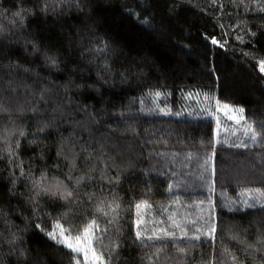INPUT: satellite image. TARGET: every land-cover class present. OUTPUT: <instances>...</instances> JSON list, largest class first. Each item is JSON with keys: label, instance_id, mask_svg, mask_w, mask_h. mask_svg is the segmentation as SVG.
<instances>
[{"label": "trees", "instance_id": "obj_1", "mask_svg": "<svg viewBox=\"0 0 264 264\" xmlns=\"http://www.w3.org/2000/svg\"><path fill=\"white\" fill-rule=\"evenodd\" d=\"M31 2L26 0L24 6ZM177 2L181 10L173 12L172 0H92L85 8V13L91 9L90 19L75 10L63 17L49 15L46 23L29 18L26 31L13 28L10 13L9 18L0 15V26L10 30L0 47L15 53L0 65L19 63L33 69L31 74L0 70V105L8 109L0 111V207L12 224L25 229L23 246L31 249L33 264H76L69 250L48 240L36 224L51 231L59 220L75 236L92 219L98 220L99 229L109 227L104 247L100 241L93 245L105 261L119 238V260L112 254V264H264V79L258 74L264 59V20L256 18L264 15L259 10L264 0ZM4 8L14 10L13 3L4 0L0 12ZM21 32L69 55L68 67L49 70L41 59L24 56ZM206 36H215L224 47L211 45ZM96 39L114 48L107 54L112 65L107 79L97 67L105 61L91 48ZM81 76L89 84L98 83L87 90L68 87L69 102L65 86L84 84ZM44 86L52 93L47 105L39 103ZM217 101L243 107L245 120L234 123L218 117ZM57 104L62 108L53 120ZM33 105L39 109L36 114ZM46 122L53 126L39 131ZM253 131L255 144L250 139ZM34 135L41 139L31 143ZM16 141L22 150L9 158V145L16 151ZM241 142L249 147H232ZM40 148L46 151L43 160ZM21 161L26 171L34 170L31 178L47 170L49 180L63 181L69 189L85 173L97 178L103 174L104 179L74 192L72 203L63 209L54 211L47 197L39 198L41 208L24 213L25 221L15 207L27 199L31 187L29 180L19 182ZM13 171L22 196L8 195L6 181ZM69 175L71 183L65 179ZM105 197L110 207L101 203ZM210 201L222 218L215 248L204 236L191 243L183 238L143 246L133 242L136 203H141L142 232L151 235L153 229L167 228L180 237L173 223L192 236L203 228ZM228 208L236 211L229 213ZM114 215L108 226L106 218ZM0 231L10 238L2 222ZM157 249L161 252L154 256ZM0 264H17L6 242H0Z\"/></svg>", "mask_w": 264, "mask_h": 264}, {"label": "snow or ice", "instance_id": "obj_2", "mask_svg": "<svg viewBox=\"0 0 264 264\" xmlns=\"http://www.w3.org/2000/svg\"><path fill=\"white\" fill-rule=\"evenodd\" d=\"M4 0H0V7L3 6ZM11 3H13L14 10H10L8 8H4L3 12H0V15L5 16L6 18H9V23L13 26V28L23 29L26 31L28 29V20L29 18H32L34 20H37L41 23L47 22V17L49 15L63 17L66 15H69L73 10H75L78 13H85V8H88L89 5L92 3V0H32L30 7H25L26 0H10ZM178 10H181L180 4L177 2V0H172V8L171 11L176 12ZM260 12L264 13V5L260 6ZM91 18V9L89 8V12L85 13V20ZM256 18L264 20V15L258 16ZM83 22V21H82ZM10 30H6L4 27L0 26V44L3 43L4 39L9 35ZM90 31H94V29H90ZM264 34V32H262ZM253 36L256 35V33H252ZM21 37L23 39V55L27 57H37L41 59L44 63V66L49 70H57V71H63L68 67V61L70 56L66 55L59 49L53 50V47H43L41 42H38L35 36H24L21 32ZM206 40L210 41L211 45L219 46L220 48L224 47V44L220 43L215 36L212 37H205ZM237 39H240V37H237ZM11 43V41H9ZM16 43H19V39L16 41ZM59 43V42H58ZM70 43V42H69ZM64 47L63 44H60V49ZM29 48H31V51H29ZM92 51L94 52L97 59H103L105 62L98 65V70L105 73V79H107V75L111 73L112 71V65L107 62V54L109 52H114L113 46L103 41L102 39H96L93 42V45L91 46ZM12 55H15V53L12 51L11 48H8L5 50L4 48L0 47V60L9 59ZM91 62V61H90ZM63 65V68L61 67ZM7 69L10 72H23L25 74H31L33 72V69L24 67L20 65L19 63H9L7 65H0V70ZM212 71H216V69H212ZM118 75H121L122 78H126L124 74L117 73ZM130 74V73H129ZM258 74L260 79H264V59H261L259 61V67H258ZM38 79H42L40 77H37ZM81 79L85 80V83L82 85H73L69 84L65 86V97L68 98L69 102H71V98L68 95V87H74L77 91H79L81 88L83 89H94L95 85L98 83L97 81H92L90 84L88 83L87 79L83 76L80 77ZM59 88V86H55ZM51 89L48 86H44L39 91V103H42L44 105H47V98L51 97ZM156 95H159V92L156 93ZM87 106H85L86 109ZM225 107H229L225 105ZM62 108V105L57 104L55 108L53 109V120H55L54 113L56 111H60ZM22 110V109H18ZM0 111H8V109L2 105H0ZM31 111L33 114H36L39 109L33 105L31 108ZM237 111L241 114L244 113V108L240 107L237 109ZM176 115H180L181 113L177 112ZM233 119H236V117H233ZM53 124L51 122H46L44 124V127L39 129V131L43 132L46 128L52 127ZM251 125H249V129H251ZM247 131V130H246ZM21 137L25 136V133L21 131L19 133ZM41 139L40 136L34 135L32 138L31 143H35L37 140ZM253 144L257 142V136L256 133L253 131L252 135L250 137ZM219 143V141H216ZM232 147L241 148V149H247L249 147L248 144L241 142L239 144H234ZM60 148H63V142L60 144ZM16 151H12V146L9 145V158L12 156H18L19 152L22 150L20 146V142L16 141L15 144ZM46 154L45 148H40L39 150V158L41 160L44 159ZM102 154V153H100ZM97 154V155H100ZM61 151H57V157H60ZM215 155V153H213ZM30 159H34V157H30ZM90 159V157H89ZM111 159V158H110ZM113 164H115V161H112ZM207 164V161L205 162ZM72 166L75 167V161L73 160ZM57 168L60 166L57 165ZM20 168V177L23 178L19 182H24V180H29L31 187L29 189V195L27 199L18 202L15 206L16 209L19 210L21 218L27 220V217L24 216V213L32 212L35 213L37 209L41 208L39 204V198L41 197H47L49 206L53 208L55 211L57 208L63 209L65 206L72 203V196L74 192H80L83 188L90 187L93 184H97L99 181H102L104 179L103 174L97 178L96 176H88L87 173L84 175H81L77 178L76 184L73 186L72 189H69L68 184L64 183L63 181L56 180L53 178L52 180L48 179L47 176V170H41V175L39 178H31L33 174V169L29 168L27 171L24 168L23 161L19 164ZM59 175H64V173L61 171ZM4 179L3 177H0V180ZM65 179L71 183L72 177L66 176ZM85 181L83 185H81V182ZM120 178L117 177L115 179V183L119 184ZM6 183H10V187L8 188V195L9 197L12 196H18L23 195V193H18L16 190V184H17V178L15 177V173L13 171V178L11 181H6ZM109 184H112L113 181L109 179ZM87 200L89 202H92L94 200V197L89 195L87 196ZM63 201L64 203L61 204L60 202ZM101 203L106 204V206H109L107 204V198L105 197L104 200L101 201ZM112 204H116V200L113 199L111 202ZM246 207H251V205H246ZM116 208H119V204H116ZM135 208L137 210V218L133 222L135 225V236H134V243L139 244L141 246L145 245L147 241H153V242H159L161 244H166L168 241L172 242H178L181 238L186 240L187 242L191 243L193 240L200 241L201 237L204 236L209 242H211L213 248H215V242L217 239V229H218V223L222 219L221 217H218L215 212L214 208L215 205L210 201L209 202V212L208 216L205 219L203 228H196L195 233L192 236H189L188 230L180 227L179 224L173 223V227L180 228V237H177L176 232L170 231L167 228H159V229H153V232L151 235H146L145 232L141 231V225L143 223L142 219L140 218V208L141 203H136ZM97 211H100L98 209ZM236 211L233 208H228L229 213H233ZM59 215L63 216L64 213L61 211L59 212ZM106 217V213H105ZM115 215L112 219L106 218V224L108 226H111L115 220ZM0 222H2L5 227L9 228L10 231L7 233V236L10 238H6V235L4 232L0 231V242H6L11 250V253L14 254L17 258V264H33L34 258L31 256V249L28 247H24L25 240L23 233L25 229H21L18 226H15L12 224V222L8 219V212L4 210L3 207H0ZM25 227H27V223L25 224ZM35 227L39 229L41 233L44 234V236L50 240L53 241L56 245L62 246L63 248L69 250V252L73 255V258L76 261V264H81V259L83 264H97L99 261V264H112V254H115L117 261L119 260V249L121 247V244L119 242V238L117 237L112 242V247L110 249V256L109 260L105 261L103 258V253L98 255L97 250L93 247L94 242L100 241L101 242V248L104 247L102 243V239L107 233L109 232V227H105L103 229H99V223L97 219H92L89 221L83 228L82 234H77L73 236L71 234V228L65 229L60 223L59 220L54 221L52 223V230L46 231L44 228L41 227L40 224H36ZM122 225L117 227V232H120L122 230ZM14 229V230H13ZM99 229V232L97 233V230ZM206 229V230H205ZM220 235H223V229L220 230ZM235 239V237H233ZM179 252L184 253L186 250L184 248H179ZM225 251H227L225 249ZM161 252V249H157L156 253H154V256H158ZM151 258V257H150ZM233 260H236V257H232ZM264 259V257H262ZM240 264H243V262H240Z\"/></svg>", "mask_w": 264, "mask_h": 264}, {"label": "rangeland", "instance_id": "obj_3", "mask_svg": "<svg viewBox=\"0 0 264 264\" xmlns=\"http://www.w3.org/2000/svg\"><path fill=\"white\" fill-rule=\"evenodd\" d=\"M225 105L229 107H225ZM239 106H234L231 104L223 103L220 101H217L216 103V111H217V116H223L224 118L234 122V123H241L245 120L244 113L241 114L237 111L239 109ZM233 117H236V119H233ZM99 264V261L97 262Z\"/></svg>", "mask_w": 264, "mask_h": 264}]
</instances>
